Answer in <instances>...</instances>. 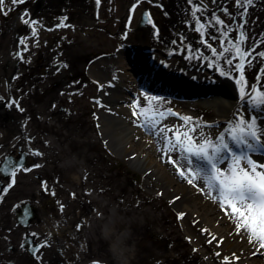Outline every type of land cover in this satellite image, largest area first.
Wrapping results in <instances>:
<instances>
[{"label": "rangeland", "instance_id": "374dc122", "mask_svg": "<svg viewBox=\"0 0 264 264\" xmlns=\"http://www.w3.org/2000/svg\"><path fill=\"white\" fill-rule=\"evenodd\" d=\"M220 1L18 0L13 5L4 0L0 163L20 145L30 161L24 168L30 170H18L0 196V264H248L249 258L264 264L259 241L249 243L243 229L237 234L220 203L179 174V166L188 167L187 154L163 150L164 137L175 144L177 130L198 143L221 134L228 140V129L255 110L242 103L220 122L216 105L190 106L145 91L142 73L131 64V59L140 64L133 46L143 54L153 48L154 65L171 62L204 81L224 72L236 82V93L243 89L248 105L257 104L251 97L264 91V57L258 55L264 52V0H252L247 11L237 0H227L226 7ZM145 9L153 25L140 28ZM198 17L206 19L203 36L196 30ZM22 18L36 23L26 25ZM215 18L224 21L227 32ZM241 32L242 49L252 50L242 74L234 67L239 60L230 66V52L223 50L231 49L230 41L237 42ZM152 96L158 100L146 99ZM141 109L158 127L140 126L145 123ZM190 158L195 167V157ZM25 203L36 212L29 227L17 221ZM211 209L227 219L223 236L202 221ZM202 229L217 239L209 243ZM259 230L257 221V235ZM28 234L40 243L34 256L22 247Z\"/></svg>", "mask_w": 264, "mask_h": 264}, {"label": "snow or ice", "instance_id": "6c2138e0", "mask_svg": "<svg viewBox=\"0 0 264 264\" xmlns=\"http://www.w3.org/2000/svg\"><path fill=\"white\" fill-rule=\"evenodd\" d=\"M3 2L4 0H0V8L3 7ZM17 2L18 0H12L13 5ZM251 3L252 0H243V3H241V0H237V5L244 8L245 11H247L246 6ZM199 10L197 8L196 12ZM193 15H195V12ZM22 22L26 25H34L36 23L25 18H22ZM215 24L219 25L224 32H227L228 26L224 24L223 20L215 18ZM205 27L204 23H200L199 28L196 30L200 31L203 36ZM32 34L33 36L36 35L34 27ZM245 40L246 37L241 32L237 42L233 43L230 41L231 49H223L224 52H230V56L226 58L230 66H233L232 62L234 59L239 60V63L235 64L234 67L241 74L245 67L244 61L252 55V50H245L241 47ZM21 43L23 44L24 42L21 41ZM208 47L213 56L218 55L217 49L210 44ZM258 55L264 57V52L258 53ZM221 75H224V72H221ZM241 79H243L242 75ZM253 91L256 92V90ZM241 96L242 98L244 96L243 89H241ZM146 99L149 101L158 100L155 96L147 97ZM252 99L255 103L264 105V91L256 92ZM97 103L99 102L97 101ZM151 111L154 113L155 109ZM147 112L148 110L141 109L140 114L145 116V123L140 126L148 127L149 129L158 127V122L156 124L152 123L155 117L147 115ZM133 115L137 116V113L134 111ZM159 115L162 116L163 114L160 113ZM182 119L187 121L190 118L182 117ZM168 131H172V129ZM192 131L194 132L195 129ZM159 132L163 133L164 128L160 127ZM174 135L177 137L175 144H173L171 137H164L166 144L163 150L165 154L169 150H179L187 154L184 159L188 167L179 166V174L184 177L188 184L199 187L201 192L213 197L220 203L221 210L234 223L237 234L243 229L248 234L249 243L258 240L259 248L264 249V170H257L258 168L264 169V164H258L251 158L257 152L264 154V127H258L255 119L245 120L242 118L232 128L228 129V140H226L225 134H221L216 140H213L210 137L203 136L201 133L203 139L198 143L197 137L191 136L187 132L180 133L177 130ZM181 136L184 139H180L179 137ZM37 154L39 155V153ZM190 157H195L197 161L195 167L191 166L193 161ZM171 162L175 164L174 160ZM221 165L226 166L221 168ZM39 166L36 165V167ZM10 167L9 175L14 183L17 170L24 168V166L15 162ZM24 170L29 171L30 169L24 168ZM43 187L47 190L46 185H43ZM175 199H179V197ZM183 215L184 213L178 214V218H182ZM257 221L260 225L259 235H257ZM202 231L210 235L209 243L217 239L208 229H202ZM94 264H97V262H94Z\"/></svg>", "mask_w": 264, "mask_h": 264}, {"label": "bare ground", "instance_id": "6f19581e", "mask_svg": "<svg viewBox=\"0 0 264 264\" xmlns=\"http://www.w3.org/2000/svg\"><path fill=\"white\" fill-rule=\"evenodd\" d=\"M124 50L128 51V47L126 46L124 48ZM137 58L140 59V64L136 63V59H131V64L135 65L136 68H141L143 70H145L149 76H151L152 74V70L150 66H147L145 62H147V55L146 54H137L136 55ZM139 56V57H138ZM145 58V61H144ZM159 60V59H158ZM157 60V61H158ZM166 67V66H165ZM164 69V68H163ZM155 72V71H154ZM162 72V69L160 68V70L156 71L155 74L156 76L157 73L160 74ZM176 72V71H173ZM195 74V73H193ZM152 80L155 83H152V86H156L159 84L163 85V88L165 87V89H169V87H172L173 89H178L179 87H183V88H187V90H193V94L190 95V99H187L185 102V104L193 106V105H197V103H202L205 105L208 104H212V105H216L217 107V120L220 122L223 121H227L229 118L232 117L233 113L235 112V110L237 109L238 106L241 105L242 102H246L247 99L245 97L242 98L241 94L238 92L236 93L233 89L232 84H229L228 82H225L223 80H219L216 83V90H218L219 92H213L211 95L209 94H205V87L208 86V84L204 81H201L199 83H195L193 82V80H190L187 82H185L184 85H182V83L184 82V79H174L173 76H171L170 78L165 77L164 79H156L152 78ZM123 83V82H122ZM222 83V84H220ZM212 84V83H211ZM209 84V85H211ZM122 85V84H121ZM159 88V87H158ZM201 90L203 89L202 94H200L199 96L195 95L196 91H198V89ZM207 90V89H206ZM215 90V89H214ZM220 91L222 92H227L226 94L220 93ZM117 99V98H116ZM120 98H118V101ZM183 102V101H181ZM253 108L255 110V112L253 113V116L248 119H255L257 121V125L258 127H264V105L261 104H253ZM247 120V119H246ZM235 124V123H234ZM129 133L131 134L133 132V129L131 131V129L129 128ZM255 162H261L264 163V157L260 156L259 154H254L251 157ZM139 163V162H138ZM182 206H184L185 202L183 201ZM186 209H191V210H196L198 209L197 206L195 207H191L190 205L186 204L185 205ZM202 221L204 222V225L207 227H210V230L220 236H223V232L226 231L228 229V224H227V219L224 217V214L222 212H220V214H216L215 213V209H211L209 211L206 212V215L203 216ZM248 264H254V260H252L251 258H249L247 260Z\"/></svg>", "mask_w": 264, "mask_h": 264}, {"label": "water", "instance_id": "95a60500", "mask_svg": "<svg viewBox=\"0 0 264 264\" xmlns=\"http://www.w3.org/2000/svg\"><path fill=\"white\" fill-rule=\"evenodd\" d=\"M149 21H150V19H149L148 12L144 11L143 14H142L139 26L141 28H145V27L148 26ZM129 48H131V47L129 46ZM139 48H140L139 46H133L130 51L134 55L141 54V50ZM145 53H146V55L149 56V54H148L149 53V48L146 50ZM148 61L150 63V57H148ZM151 70L153 72V69H151ZM173 71H176V72H173ZM145 73H146V78H148V80L151 81V85H152V83H155L152 80V78H155V80H156V79H161V78L164 79L165 77L170 78L171 76H173L174 79H176V80L177 79H184V82L182 83V85H184L185 82H187V80L188 81L193 80V82H195V83H199L201 81H204V80H201L195 74L191 75V74H188L187 71H179L174 65H171V67L168 70L166 69V70L162 71V73L159 74L158 76H156L155 73H152L151 76H149L146 71H145ZM215 76L216 77L212 78L211 81H204V82H206L208 84V86L205 87L207 90L204 89L205 90V94L207 93L208 95L209 94L211 95L214 91L215 92H219L218 90H216V87H215L216 83L219 80H223L225 82H228V83L232 84L233 89H235V83H234V81L232 79L228 78L225 75H215ZM209 84H211V85H209ZM220 84H222V83H220ZM153 88L157 92H163V93H165L168 96H172V97H176V98H190V95L194 93L193 90H187V88H183V87H179L178 89H175V88L173 89L172 87H169V89L167 90V89H165V87L163 88V85H161L159 83H158V85L154 86ZM202 92H203V89L201 90V88H200V89H198V91H196L195 95L199 96L200 94H202ZM220 93H223V94L227 95V92L220 91ZM27 155L28 154L26 152H23L21 158L18 159V160H15V157H13V156L7 157L5 159V161L3 162L0 170L2 171V173L4 175H9V173L11 171L10 165H13L15 162H18L20 165H23V166L27 165V157H28ZM17 217H18L19 223H21V225L23 227H29L31 225L32 220L36 217V212L34 210V207L31 204H29V203H25L22 206L21 211L18 213ZM25 245L29 246L30 254L34 255L36 250H37L38 245H34L33 244L32 235H30V234L26 235Z\"/></svg>", "mask_w": 264, "mask_h": 264}, {"label": "flooded vegetation", "instance_id": "af4514ba", "mask_svg": "<svg viewBox=\"0 0 264 264\" xmlns=\"http://www.w3.org/2000/svg\"><path fill=\"white\" fill-rule=\"evenodd\" d=\"M229 1V0H228ZM259 1V0H258ZM221 2V4H224V6L226 7V5H227V0H221L220 1ZM195 20H198L199 22H201V23H204L205 22V20L206 19H201L200 17H198V19L196 18ZM4 104V103H3ZM7 118H5L4 120H6ZM23 147H21L20 145L19 146H17V148L15 149V152L14 153H8V154H6L5 156H4V158H3V160L1 161V163H0V168H1V166H2V164H3V162L5 161V159L7 158V157H9V156H13V157H15V160H18V159H20L21 158V156H22V152H23ZM28 162H30L29 160H28ZM18 171V170H17ZM10 179H11V177H10V175H4L3 173H2V171L0 170V196L5 192V190H6V188L8 187V181H10ZM20 210H21V208H20ZM19 210V211H20ZM19 211L17 212V215H18V213H19ZM17 221H18V218H17ZM18 223H19V221H18ZM20 225H21V223H19ZM25 239H26V236H25V238H24V241H23V244H22V247H23V250H26V248H27V246L25 245ZM40 247V246H39ZM39 247H38V249H39ZM38 249H37V251H38Z\"/></svg>", "mask_w": 264, "mask_h": 264}]
</instances>
